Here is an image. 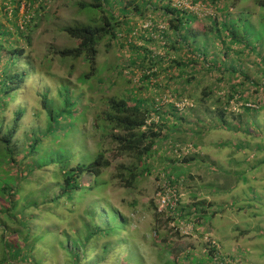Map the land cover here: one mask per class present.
I'll list each match as a JSON object with an SVG mask.
<instances>
[{
	"label": "rangeland",
	"instance_id": "374dc122",
	"mask_svg": "<svg viewBox=\"0 0 264 264\" xmlns=\"http://www.w3.org/2000/svg\"><path fill=\"white\" fill-rule=\"evenodd\" d=\"M220 1L103 0L99 12L90 0H0V264H188L211 247L210 264H264V0ZM166 7L186 24L170 29ZM101 16L117 28L84 78L82 58L57 54L78 43L63 30ZM21 72L5 94L3 78ZM109 98L158 133L130 186L116 172L133 159L101 120ZM50 110L63 111L56 124ZM98 153L109 165L63 196L61 166ZM97 229L113 232L79 255Z\"/></svg>",
	"mask_w": 264,
	"mask_h": 264
},
{
	"label": "trees",
	"instance_id": "16d2710c",
	"mask_svg": "<svg viewBox=\"0 0 264 264\" xmlns=\"http://www.w3.org/2000/svg\"><path fill=\"white\" fill-rule=\"evenodd\" d=\"M102 1L103 0H90V3L86 6L90 10L104 12ZM222 1L224 0H221L220 2ZM220 9H222V6L220 7ZM165 11H167L169 14H173V10H170L167 7L165 8ZM173 15V21H169V28L175 31L179 29L182 25H184L183 23L186 24L187 21H182V19H184V16L179 12H175ZM3 16H5V13H3ZM110 20H113L111 16L110 18H105V16H101L99 18V24L96 23L95 20H93L95 22L93 24L66 27L63 30L67 34V36L77 40L78 43L74 48L62 49L58 51L57 54L60 58H82L87 67V74H85L84 78H88L91 74H93L95 70V56L97 53L96 45L104 37L108 36L109 38H114V29L117 28L118 22L112 25L110 24ZM221 27L227 32L229 43L239 41L236 40V35L234 34L232 25L229 26L222 24ZM221 27H219V29H221ZM15 32L19 36L20 31L16 26ZM247 32L248 30L241 28L240 40L247 41ZM21 52V50L12 49L8 51V54L10 56H16L17 54H21ZM23 72L16 76H9L3 78V81H6L7 84H9V88L4 91L5 94H8L10 91L15 90L18 84L22 82L23 75H25V73ZM7 84L5 86H7ZM231 96L232 95H229L228 98H231ZM60 114H63V111H61L57 115L54 113L53 110H50L48 112L49 121L56 124L58 119L60 118ZM218 114L223 128L229 129L224 124V121L221 118L222 112L219 111ZM101 120L106 125L110 126L112 130L115 131L110 134L111 141L115 143V154L117 156L126 155L133 159V161L130 162V164L127 166L119 165L118 170L116 172L117 178L121 182H124L126 186H130L132 181H134L136 177L140 173H143V171L145 170V168H142V170L140 168V171H138V168L140 167L142 161L151 155L153 141L155 138H157L158 133L152 130L153 127L151 124L146 123L147 115L144 110H141L135 105L127 104L121 98L107 99V110L102 113ZM52 123L48 127H50ZM14 127L15 126L13 125L9 130H7L6 133L3 134L1 141L5 145H8L9 140L15 131ZM37 143V139H33L32 143L29 146L30 150L28 152H33ZM108 165V161L103 157L101 153H98L94 158H92L90 162L84 165H77L68 169H66L65 166H61V194L65 197L69 196L70 192L78 188V178H80L82 175H91L93 177H97L98 175H100L101 171ZM106 232L112 233L113 229H97V231L95 230L94 232L95 234L91 233L87 238H85L84 242L78 245V247L82 249V251L79 252V255L82 254L83 256V250L85 247L84 245L91 236L99 235L98 233L104 235ZM209 252L210 253L206 254L207 258L205 262L201 260L194 261L193 258L190 256L186 257L187 262H189L190 264H210L212 257L215 256L216 253L213 247H211ZM221 264L228 263L221 262Z\"/></svg>",
	"mask_w": 264,
	"mask_h": 264
}]
</instances>
